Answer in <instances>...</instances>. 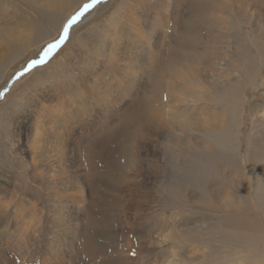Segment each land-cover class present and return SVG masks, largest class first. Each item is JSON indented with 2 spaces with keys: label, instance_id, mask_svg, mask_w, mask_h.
<instances>
[{
  "label": "rangeland",
  "instance_id": "obj_1",
  "mask_svg": "<svg viewBox=\"0 0 264 264\" xmlns=\"http://www.w3.org/2000/svg\"><path fill=\"white\" fill-rule=\"evenodd\" d=\"M123 1L99 0L42 63L30 67V61L41 59L44 49L60 38L67 20L89 0H0V182L14 185L27 200L36 188L29 163L20 161L16 127L22 120L31 126L37 100L54 91L62 97L49 105L51 110L59 112L64 103L75 106L76 95L68 94L72 91L68 85L84 84L82 76L95 78L96 84L113 80L115 60L123 58L125 48L114 46L123 21L119 11ZM246 1L252 10L254 4L264 5V0ZM226 6L221 0H181L174 19L169 18L146 86L151 103L157 101L159 106L157 119L131 134L121 121L96 151L91 164L92 176L98 174V180L92 181V224L85 250L72 264H129L139 250L143 264H210L219 256L226 264H236L235 249L256 245L263 250L264 118H255V112L264 106V91L256 98L262 82H255L246 102L242 88L249 86L256 70V80L261 77L264 37L253 26L251 9L235 15ZM61 13L60 23L51 20ZM219 54L228 56L226 70L243 69L234 84L213 91L188 77L175 80L177 70L183 71L191 61L201 64ZM171 90L185 95L178 119L201 117L209 110L213 127L171 134L160 130L172 120L170 106L178 101ZM89 92L85 86L83 95ZM230 104L235 106V124ZM133 109L128 119L137 122L142 110L139 100ZM156 121L161 122L159 127ZM30 134L33 138L35 133L30 130ZM71 156L76 162V154ZM136 174L145 180L138 206L132 203ZM249 183L252 194L241 190ZM6 215L15 238L21 232V218L32 219L29 204L20 201ZM201 219L210 224L198 232L193 223L201 224ZM5 223V217L0 219V231ZM232 229L240 232L231 235Z\"/></svg>",
  "mask_w": 264,
  "mask_h": 264
},
{
  "label": "bare ground",
  "instance_id": "obj_2",
  "mask_svg": "<svg viewBox=\"0 0 264 264\" xmlns=\"http://www.w3.org/2000/svg\"><path fill=\"white\" fill-rule=\"evenodd\" d=\"M180 2L181 0H124L119 8V11L123 12L121 13L123 21L114 46L124 45L125 48L123 58L118 57L119 60H115L117 68L111 77L113 80L96 84L95 78L82 76L80 81L84 84L73 81L75 84L68 85L72 89L68 94L76 95L75 106L64 103L61 104L62 109L59 112L51 110L49 105L62 97L59 91H54L53 94L37 100L35 112L33 115L30 114L31 126L22 120L19 128L16 127L17 144L22 157L20 161L25 160L29 163L36 190L32 198L29 196L27 200V195L14 190V185H9L5 181L3 186L0 182V193L2 191L0 219L6 218L4 230L0 231V264H72L81 252H84L85 240L92 224V181L98 180L97 173L92 176L91 164L94 163L96 151L100 149L103 140L110 137L108 134L113 133L121 121H125V127L131 134L140 131L146 123L157 119L159 106L157 101L151 103L146 86L153 66L160 56L169 18L174 19ZM221 3L227 5L229 12L232 11L235 15L240 11L252 10L246 0H221ZM253 7L251 14L253 26L255 24L257 34L264 37V5L257 3ZM163 9L168 13L163 12ZM63 15L62 13L55 15L51 20L60 23ZM227 58L228 56L219 54L212 58L207 57L201 64L193 60L183 68V71L177 70L175 80L188 77L192 83L206 85L213 91L225 89L227 85L234 84L235 80L240 79L243 72L241 68L231 67L226 70L229 63ZM256 74L257 70L255 75L251 76L249 86L242 88L245 89L243 95H246V102L255 88V82H262V89L255 93L256 98L262 97L264 69L259 73L260 79L257 77L256 80ZM85 86L92 90L86 96L83 95ZM171 92L178 101L177 104L170 106L169 116L172 120L162 125L160 121L155 122L157 127L161 125L160 130L165 134H171L172 130L182 133L199 132L213 127L214 123L210 119L212 113L209 110L202 111L201 117L178 119L177 115L180 114L178 107L184 103L185 95L182 91L176 95L174 90ZM137 100L142 104V110L140 118H137L138 121L135 120V123L133 119L128 118ZM229 106L232 110L230 117L235 124L237 122L235 106L232 107L231 104ZM255 113V118H264V106H260ZM30 130L35 133L34 139ZM28 133L31 136L30 144L27 141ZM240 144L239 147L242 146ZM72 153L77 156L76 162L71 156ZM144 188V178L136 174L132 188L133 205H139ZM251 188V183L241 186V190L249 191V194H252ZM14 197L16 203L20 201L25 206L29 204L32 216L31 221L21 218V232L17 238L13 235H16V232L11 230L10 217L6 215L16 204L10 205ZM145 216L146 214H142L141 219ZM16 220L15 218L14 221ZM199 221L202 223H193L194 230L198 232L205 230L206 224H210L206 220ZM215 223H218V219ZM235 231L232 229L228 233L235 235L240 232ZM4 240L6 242L2 243ZM254 252L259 253L258 256L253 255ZM235 258L236 264H264V248L259 251L257 246L253 245L252 248L235 249ZM215 262L226 264L227 260L220 256L213 257L210 264H216ZM143 263L144 256L140 250L136 253V258L129 262Z\"/></svg>",
  "mask_w": 264,
  "mask_h": 264
},
{
  "label": "snow or ice",
  "instance_id": "obj_3",
  "mask_svg": "<svg viewBox=\"0 0 264 264\" xmlns=\"http://www.w3.org/2000/svg\"><path fill=\"white\" fill-rule=\"evenodd\" d=\"M98 2H99V0H89V2L84 3L83 6L79 9V11H77V12H76L71 18H69V19L67 20V22L63 25V32L61 33L60 38H59L55 43L49 44V45L47 46V48L44 49V53H43V55H42V57H41L40 60H32V61H30L29 66L31 67V66H35L36 64L42 63V62H43V58H44V56H47L48 53H49L52 49L56 48L60 43L63 42V40H64V38H65V37H64V33H67L68 30H69V28H70L73 24L76 23V21L79 19V17H81V16H82L86 11H88L89 9L93 8V7L96 5V3H98ZM25 71H27V69H25ZM22 74H23V73H19L18 75H22ZM2 95H3V93L0 92V96H2Z\"/></svg>",
  "mask_w": 264,
  "mask_h": 264
},
{
  "label": "water",
  "instance_id": "obj_4",
  "mask_svg": "<svg viewBox=\"0 0 264 264\" xmlns=\"http://www.w3.org/2000/svg\"><path fill=\"white\" fill-rule=\"evenodd\" d=\"M30 64V63H29Z\"/></svg>",
  "mask_w": 264,
  "mask_h": 264
}]
</instances>
